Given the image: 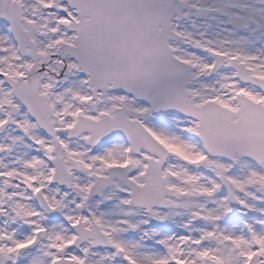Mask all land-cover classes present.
I'll list each match as a JSON object with an SVG mask.
<instances>
[{
  "label": "snow or ice",
  "instance_id": "1",
  "mask_svg": "<svg viewBox=\"0 0 264 264\" xmlns=\"http://www.w3.org/2000/svg\"><path fill=\"white\" fill-rule=\"evenodd\" d=\"M0 264H264V0H0Z\"/></svg>",
  "mask_w": 264,
  "mask_h": 264
}]
</instances>
